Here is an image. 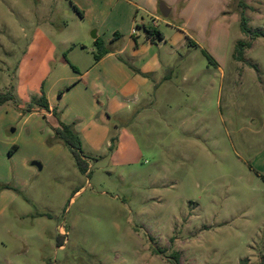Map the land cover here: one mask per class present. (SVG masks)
<instances>
[{
	"label": "rangeland",
	"instance_id": "rangeland-1",
	"mask_svg": "<svg viewBox=\"0 0 264 264\" xmlns=\"http://www.w3.org/2000/svg\"><path fill=\"white\" fill-rule=\"evenodd\" d=\"M8 93L0 264H264V0H0Z\"/></svg>",
	"mask_w": 264,
	"mask_h": 264
},
{
	"label": "trees",
	"instance_id": "trees-1",
	"mask_svg": "<svg viewBox=\"0 0 264 264\" xmlns=\"http://www.w3.org/2000/svg\"><path fill=\"white\" fill-rule=\"evenodd\" d=\"M144 28H145V32H146V38L151 40L152 43L156 44L158 42V40L164 39L162 33L159 30L150 29V28H147L146 26H144ZM243 30L246 33L249 32V29L246 26H244ZM119 37H120V34L115 33V37L113 39V42L116 41ZM94 43H95V46L97 48V51L94 54V58L96 61L101 60L104 56H106L107 54L110 53V49L107 47L105 41L102 38H100V37L97 38L94 41ZM189 44L191 46L198 47L197 43H195L190 38H189ZM250 45L251 44L245 43L242 41L239 42V44L236 48L237 59H239V60L243 59L244 47L249 48ZM67 62L69 63L68 60H67ZM70 65H72V64H70ZM72 68L75 71H77V68L75 66L72 65ZM61 95H62V93H61ZM11 99H13V96L9 93L8 94H0V105L5 104L6 102L10 101ZM39 104L43 109L50 110L49 103H48L45 95H43L41 97ZM58 125L59 126L57 128H55L57 137L59 139L63 140L71 148V151L77 160V163H78L80 170L82 172H86L87 166H86V161L84 160V158L81 155L80 150L82 148V145H81V139H80L79 135L74 131V129L71 125L64 124L60 121H59Z\"/></svg>",
	"mask_w": 264,
	"mask_h": 264
},
{
	"label": "crops",
	"instance_id": "crops-1",
	"mask_svg": "<svg viewBox=\"0 0 264 264\" xmlns=\"http://www.w3.org/2000/svg\"><path fill=\"white\" fill-rule=\"evenodd\" d=\"M154 14H156V12H155ZM154 14H151V16L153 17ZM153 19H155V17H153ZM133 33H135V32H133ZM133 36H134V34H133ZM99 37H100V36L98 35V38H99ZM100 38H101V37H100ZM118 39H119V38H118ZM118 39H117V40H118ZM104 41H105V40H104ZM112 42H113V41H112ZM146 42L153 44L152 41L149 40V39H147V38H146ZM105 43H106L107 47L110 49V53L107 54L106 56H104L101 60L97 61V62L100 64V66L105 65V63H106L108 60L113 59L114 56H116V52H111V51H114V50L117 51V50H118V49H116V48H114V47L109 46V43H108L107 41H105ZM134 43H135V48H136L135 51H138V50L140 49V47L138 46V44H137L136 41H134ZM110 44H111V43H110ZM123 50H124V49H122V50H118V52H119V53H122ZM111 65H112L115 69H117V70H119L121 66L124 67V64L121 63V62L111 63ZM144 73H145V74H148V76L151 75V74H149V71H146V70H144ZM143 80H144V79H143ZM144 81H146V80H144ZM48 103H49V105H50V109H51L52 106H51V104H50V100H48ZM49 111H50V110H49Z\"/></svg>",
	"mask_w": 264,
	"mask_h": 264
},
{
	"label": "water",
	"instance_id": "water-1",
	"mask_svg": "<svg viewBox=\"0 0 264 264\" xmlns=\"http://www.w3.org/2000/svg\"><path fill=\"white\" fill-rule=\"evenodd\" d=\"M160 12H161V15L164 17V18H169L171 12H172V9L167 6L165 3H162L161 6H160ZM92 37L94 40H96L98 38V33L97 31H94L92 33ZM34 165L38 166L40 169H42V166L41 164H39L38 162H34Z\"/></svg>",
	"mask_w": 264,
	"mask_h": 264
},
{
	"label": "built area",
	"instance_id": "built-area-1",
	"mask_svg": "<svg viewBox=\"0 0 264 264\" xmlns=\"http://www.w3.org/2000/svg\"><path fill=\"white\" fill-rule=\"evenodd\" d=\"M153 27H154V28L158 27L156 21L153 22ZM154 28H153V29H154Z\"/></svg>",
	"mask_w": 264,
	"mask_h": 264
}]
</instances>
